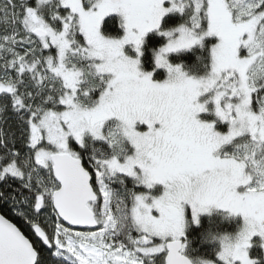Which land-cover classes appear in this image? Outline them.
Listing matches in <instances>:
<instances>
[{"label": "snow or ice", "instance_id": "snow-or-ice-1", "mask_svg": "<svg viewBox=\"0 0 264 264\" xmlns=\"http://www.w3.org/2000/svg\"><path fill=\"white\" fill-rule=\"evenodd\" d=\"M0 210V264H264V0H0Z\"/></svg>", "mask_w": 264, "mask_h": 264}, {"label": "trees", "instance_id": "trees-1", "mask_svg": "<svg viewBox=\"0 0 264 264\" xmlns=\"http://www.w3.org/2000/svg\"><path fill=\"white\" fill-rule=\"evenodd\" d=\"M0 213L7 215L9 218H12L10 213L3 212V210H0ZM14 222H16L18 224V226H21V224H22V222L19 221L18 219H14Z\"/></svg>", "mask_w": 264, "mask_h": 264}]
</instances>
